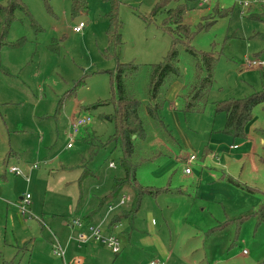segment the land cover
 Returning <instances> with one entry per match:
<instances>
[{
    "label": "rangeland",
    "instance_id": "1",
    "mask_svg": "<svg viewBox=\"0 0 264 264\" xmlns=\"http://www.w3.org/2000/svg\"><path fill=\"white\" fill-rule=\"evenodd\" d=\"M241 1L245 0L187 3L183 23L193 35L190 44L219 57L209 101L201 113L177 107L176 94L196 73L195 58L180 44L177 78L162 88L161 116L167 127L146 117L144 136L134 141L137 177L156 192L145 194L135 219L123 218L117 229L121 243L125 241L124 252H130L123 232L125 227L132 231L131 223L165 238L173 262L206 238L210 227L221 226L206 245L193 250L194 264H264V219L259 220L264 207V103L253 109L247 138L227 134V115L216 110L219 102L264 91V65L253 64L264 61V1H251L250 6ZM24 2L28 11L16 12L10 44L0 53V182L11 183L10 199L20 202L27 191L32 198L25 215L12 211L10 204L7 213L5 202L1 206L0 264L10 262L8 255L18 249L17 260L10 264H29L34 246L39 245L17 242L14 234L20 238L28 230L32 241L44 237L48 243L56 226L66 235L72 220H84L98 207L103 209L95 214V224L109 205L118 206V213L131 209V189L110 195L115 178L125 172L122 149L112 139L116 93L106 71L114 70L118 60L137 65L126 80L127 91L150 103L153 66L165 60L173 42L165 29L167 10L178 6L175 2L165 6V0H119L121 44L115 51L108 36L110 17L115 15L111 0ZM158 6L161 9L154 15ZM81 22L85 26L76 32ZM82 116L91 122L73 135L69 148L70 124ZM193 153L197 159L187 174L185 160ZM34 164L38 169L30 170ZM12 166L28 174L29 184L9 172ZM7 169L6 180L2 174ZM123 197L126 202L120 205ZM18 211L27 221L24 228ZM141 234L132 233L133 250L158 255L157 246L149 251L140 248ZM8 244L22 249L12 251Z\"/></svg>",
    "mask_w": 264,
    "mask_h": 264
},
{
    "label": "trees",
    "instance_id": "2",
    "mask_svg": "<svg viewBox=\"0 0 264 264\" xmlns=\"http://www.w3.org/2000/svg\"><path fill=\"white\" fill-rule=\"evenodd\" d=\"M111 1L115 15L110 17L111 25L108 36L110 47L116 51L121 44V34L118 31L119 21L117 20L118 15L116 12V5L119 0ZM189 1L191 0H165V6L170 2H175L178 5L176 8L167 10L168 15L164 22L165 29L170 31L173 36V42L165 60L153 66L149 90L150 103L144 104L127 91L126 80L132 74L131 72L135 73L138 70L137 65L122 63L118 60L114 70L106 71L113 80L116 93V99L114 100L116 111L113 116L116 132L112 139L122 149L123 158L121 165L125 172L123 177L115 178L111 195L117 194L125 188L131 189L133 193L131 209L125 210L122 216H117L118 220L126 218L129 221H133L140 210L143 196L147 193L156 192L153 190L155 189L154 187L142 184L137 177L136 146L134 141L144 136V119L146 117L152 119L161 128L167 127L161 116V110L164 105L162 88L167 82L177 78L175 76L178 74V68L175 66V62L177 61V48L180 44H184L186 50L195 58L196 73L190 81L182 85L180 92L176 96L177 107L185 113H201L209 101L208 98L219 57L213 52L197 51L190 44L193 35L188 25L183 23L184 14L189 10L187 4ZM76 3H78V0H76ZM160 9L161 7L158 6L154 15ZM18 10L28 11L24 0H5V2L0 3V53L4 45L10 44L8 35ZM262 103H264V91L255 92L245 98L219 102L216 110L224 111L227 115L225 132L233 137L247 138L248 130L253 120V109ZM99 147V145L92 147L91 153L92 150L95 152ZM83 165L82 168L84 169L86 164L83 163ZM84 171V174H87L89 172L88 167ZM156 190L159 191V189ZM260 213L262 215L259 216V220L264 219V207H262ZM220 227L217 226L216 228ZM216 228H213V231Z\"/></svg>",
    "mask_w": 264,
    "mask_h": 264
},
{
    "label": "crops",
    "instance_id": "3",
    "mask_svg": "<svg viewBox=\"0 0 264 264\" xmlns=\"http://www.w3.org/2000/svg\"><path fill=\"white\" fill-rule=\"evenodd\" d=\"M178 95V93L176 94V96ZM176 98V97H175ZM71 127V124H70ZM232 145L229 146L230 149H234L235 147L231 148ZM187 159V158H186ZM33 167V165H31ZM30 166V170L33 169H38V167L36 168H31ZM111 167V166H110ZM114 168V167H112ZM86 169V168H85ZM8 171L5 170L2 174V176L4 178H6V172ZM83 174V173H82ZM28 175V174H27ZM23 177V176H21ZM25 178V177H23ZM7 180V178H6ZM26 180V178H25ZM27 181V180H26ZM28 184L30 181H27ZM80 185V183H79ZM152 187V186H151ZM26 190L29 188L28 185H25ZM187 190L184 191H176V192H181L186 194ZM29 193L28 191L26 192V194ZM11 194V183L8 184H4L2 185L0 182V209L1 206H4V204H8L7 205V213L9 211V204L12 206V211H17L19 209L18 205L19 203H21L23 197L26 195H23L20 197L21 201H16L14 199H10L9 195ZM111 195V193H110ZM202 197H206V195H202ZM32 198V197H31ZM124 198V197H123ZM9 199V200H8ZM5 202V203H4ZM19 202V203H18ZM126 202V200H125ZM124 202V204H125ZM121 203V201L119 202V204ZM31 204V203H30ZM112 207V209H110ZM117 207L118 206H113V205H109V208H106V210H104V215L102 217V219L100 221H98V224H95V217H96V213L99 212V209H103L102 207H98L97 209H95L94 211H90L88 212L87 216L84 217V220L82 219V224L81 226H73L70 223V227L67 234L65 235L64 233H60L59 231H61L59 229V227L56 226V224H54V226H56L57 232L56 234H54L53 236L50 237V241L47 243V240H43L44 237H39L37 239V237H35V240L32 241L33 238L32 235H30V232H25L24 236H20V238H18L19 234H14L15 235V240L21 241L24 244H27V242L31 241L32 245L33 242L36 244H39L38 247L35 248L34 246V250H32V254H31V260L29 264H150L151 261L156 260L158 261V264H190L189 262H192L193 264L195 263V259L192 258L193 255V250L194 249H200L201 246L206 245L207 241L211 240V237L213 236V233H216L217 231L221 230L220 228H216L215 227H210L209 230H207L205 232V237L204 239L200 238L199 243H197V245L194 248V246H192V249L190 250V247L188 248V251L183 253L181 257L177 258L176 261L173 262V256L174 253L171 252L170 248H167V240L165 238H163L160 234H158L157 232L152 235V234H148L145 233L144 231H142L139 228H135V225L131 223V225H133L132 227V233L135 231H141L142 234L139 235L138 238V243L140 245V248H145L148 247V251L151 250V248L153 246H157L158 249V255H149L147 253H136L135 250H133L132 246L134 245L132 243V241L134 240V237L132 238V233L131 232H127V227L124 228V232H123V237H127L129 240V244H130V252H124L125 249V241L122 242L123 243V247H122V243L120 240V237H122V235H118L116 234V231L118 228L122 227V220H118L117 216H122L123 213L125 212H121L118 213L117 212ZM204 210V209H202ZM16 212L20 215L21 219V226L24 228L25 225H27V221H23L22 220V216H21V212ZM110 221H108V219H110ZM80 219V218H78ZM73 221V220H72ZM71 221V222H72ZM25 224V225H24ZM98 225L100 227V231L104 236H110V235H114L116 236L120 243H121V252L118 254H114L113 251L112 253L110 252L109 249H111L106 243H103L101 241H98L94 238H90L85 242H81L80 241V237L81 235H89L90 234V229L91 227ZM193 226H198L197 224H193ZM2 225L0 224V232H1V228ZM33 227L34 229V224H29L28 228ZM199 227V226H198ZM197 228V227H196ZM213 228H216L215 231H213ZM183 229L185 230V227H183ZM131 233V234H130ZM183 235V233L180 234V238ZM176 236V235H175ZM22 237V238H21ZM198 239V238H197ZM174 245L177 242V237L174 238ZM6 241V240H5ZM55 241H59V243L65 248L66 251V255H65V259L57 257L55 255H53L52 252V248H53V244L55 243ZM7 244V242H6ZM10 246V250H14V248L16 247L15 244H8ZM213 245V243H212ZM136 247V246H135ZM16 248H21V247H16ZM22 249V248H21ZM36 249H38V254L35 253ZM16 250V249H15ZM21 251V250H17L16 252H11L8 257H7V261L13 260L16 261L17 260V253ZM47 252V254H46ZM144 252V251H143ZM212 252V247H211V251ZM24 254V253H23ZM205 257L208 258L207 252L205 251ZM212 255V253L210 254ZM184 257V259H183ZM213 258L211 257V260ZM5 261V262H7ZM213 261V260H212ZM10 262H7V264H10ZM212 264H217L215 263V261Z\"/></svg>",
    "mask_w": 264,
    "mask_h": 264
},
{
    "label": "built area",
    "instance_id": "4",
    "mask_svg": "<svg viewBox=\"0 0 264 264\" xmlns=\"http://www.w3.org/2000/svg\"><path fill=\"white\" fill-rule=\"evenodd\" d=\"M251 1H255L257 3L263 2L264 0H245V1H241V3L244 6H250V2ZM203 2H208V0H203ZM85 24L83 22H81L77 27H76V32H81L82 29L84 28ZM253 64H257V65H264V61L263 60H259L256 62H253ZM91 122V118L89 116H82V117H78L76 120H74L71 123V142L68 144V147H72V142H73V135H77L81 132V130L85 127L88 126V124ZM234 146L232 145L231 148H233ZM196 155L193 153L191 155H189V157L185 160V164H186V168H185V172L191 173L192 169H191V165L192 163L196 160ZM111 167H114V163H110ZM38 167V165L34 164L32 168H36ZM9 172L13 173L15 175H21L23 177L26 178L27 181L30 180V177L28 175H25L24 171H22L21 168L17 167V166H12L9 168ZM31 201V195L29 193H27L21 203H19L18 207L20 209V211L23 213V215H25L26 213H28V206L30 205ZM125 202V198H122L120 205H123ZM112 209V207L110 208ZM82 221L80 219H74L71 222V225L73 226H81ZM90 234L89 235H81L80 237V241L81 242H85L90 238H94L98 241H101L103 243H106L111 250L113 251L114 254H118L121 252V243L119 241V239L114 236V235H110V236H104L101 231H100V227L99 226H93L90 229ZM52 252L53 255L63 258L65 259V255H66V251L65 248L59 243V241H55V243L53 244V248H52ZM150 264H158V261L153 260L150 262Z\"/></svg>",
    "mask_w": 264,
    "mask_h": 264
}]
</instances>
